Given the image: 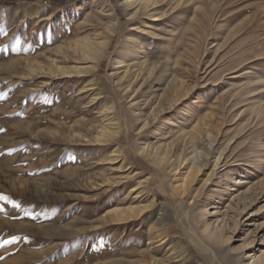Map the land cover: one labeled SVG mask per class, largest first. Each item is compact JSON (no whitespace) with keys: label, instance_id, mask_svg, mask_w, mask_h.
<instances>
[{"label":"rangeland","instance_id":"374dc122","mask_svg":"<svg viewBox=\"0 0 264 264\" xmlns=\"http://www.w3.org/2000/svg\"><path fill=\"white\" fill-rule=\"evenodd\" d=\"M49 1L0 4V264H264V0Z\"/></svg>","mask_w":264,"mask_h":264},{"label":"bare ground","instance_id":"6f19581e","mask_svg":"<svg viewBox=\"0 0 264 264\" xmlns=\"http://www.w3.org/2000/svg\"><path fill=\"white\" fill-rule=\"evenodd\" d=\"M99 48V47H98ZM100 49H98L94 54L93 57H91V59L93 61L98 60L99 56H100ZM77 68V67H76ZM142 70V69H141ZM199 168V165H194L193 163L190 165V168L187 172L186 175L183 176L182 179V184L184 185V189H187L189 187V185L191 184L192 181V177L194 176V174L197 172V169ZM208 235V234H207ZM251 258H253V261L256 263H260V256H256V255H251Z\"/></svg>","mask_w":264,"mask_h":264},{"label":"trees","instance_id":"16d2710c","mask_svg":"<svg viewBox=\"0 0 264 264\" xmlns=\"http://www.w3.org/2000/svg\"><path fill=\"white\" fill-rule=\"evenodd\" d=\"M32 0H0V4L6 5H18L25 2H31ZM71 0H50L49 3L52 7H63L66 6Z\"/></svg>","mask_w":264,"mask_h":264},{"label":"snow or ice","instance_id":"6c2138e0","mask_svg":"<svg viewBox=\"0 0 264 264\" xmlns=\"http://www.w3.org/2000/svg\"><path fill=\"white\" fill-rule=\"evenodd\" d=\"M4 243H10V241H5Z\"/></svg>","mask_w":264,"mask_h":264}]
</instances>
